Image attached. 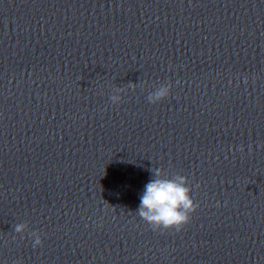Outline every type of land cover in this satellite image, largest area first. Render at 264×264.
<instances>
[{"label": "clouds", "instance_id": "9594fccd", "mask_svg": "<svg viewBox=\"0 0 264 264\" xmlns=\"http://www.w3.org/2000/svg\"><path fill=\"white\" fill-rule=\"evenodd\" d=\"M130 87L135 84H129ZM171 84H161L147 96L150 104H158L169 97ZM125 88L116 87L110 99L113 104H119L122 100L121 93ZM264 147V145H262ZM239 150L244 151L243 145ZM152 178L145 185L140 196V204L136 211L137 215L146 222L153 231L175 230L180 232L185 225L189 224L199 208L192 197V188L188 177L180 174L169 175L164 169L156 167L149 170ZM28 228L26 223H18L14 226V232L23 234ZM33 247L43 245V240L38 232H31Z\"/></svg>", "mask_w": 264, "mask_h": 264}]
</instances>
